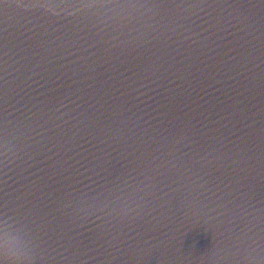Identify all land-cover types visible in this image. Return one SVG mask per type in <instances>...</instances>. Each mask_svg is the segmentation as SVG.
<instances>
[{"label":"water","instance_id":"water-1","mask_svg":"<svg viewBox=\"0 0 264 264\" xmlns=\"http://www.w3.org/2000/svg\"><path fill=\"white\" fill-rule=\"evenodd\" d=\"M77 4L0 2V222L36 264H264V0L111 53Z\"/></svg>","mask_w":264,"mask_h":264},{"label":"snow or ice","instance_id":"snow-or-ice-1","mask_svg":"<svg viewBox=\"0 0 264 264\" xmlns=\"http://www.w3.org/2000/svg\"><path fill=\"white\" fill-rule=\"evenodd\" d=\"M66 2L67 0H20L23 6L39 11H51ZM187 3L188 0H78V4L74 6L88 10L85 27L91 39L96 41L91 47L100 46L105 52L111 53L121 47L135 50L137 47H143L144 44H152L153 41L166 36L168 32L175 33L177 27H186L181 23L184 18H178L174 10L184 7ZM179 35L184 36V33L181 32ZM167 38L173 39L172 36ZM174 42L180 43L178 40ZM85 43H88V40H85ZM92 55L95 56L97 53L93 52ZM160 69H164L163 64L156 68L155 62L148 61L145 64V79L150 78L147 73L155 74V71ZM135 83L137 82L134 81L126 86L132 88ZM105 128L111 130V125H105ZM100 130L104 135H108L104 128ZM6 133L7 128L0 125V139H4ZM124 135L131 140L136 133L128 129ZM143 143L147 144V141ZM155 160H159V157H155Z\"/></svg>","mask_w":264,"mask_h":264},{"label":"clouds","instance_id":"clouds-1","mask_svg":"<svg viewBox=\"0 0 264 264\" xmlns=\"http://www.w3.org/2000/svg\"><path fill=\"white\" fill-rule=\"evenodd\" d=\"M0 257L7 264H36L37 253L26 233L7 221L0 222Z\"/></svg>","mask_w":264,"mask_h":264}]
</instances>
